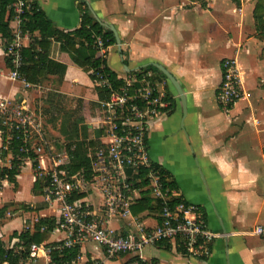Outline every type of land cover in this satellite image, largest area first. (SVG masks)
<instances>
[{
  "label": "crops",
  "instance_id": "crops-1",
  "mask_svg": "<svg viewBox=\"0 0 264 264\" xmlns=\"http://www.w3.org/2000/svg\"><path fill=\"white\" fill-rule=\"evenodd\" d=\"M80 1L116 30L120 42L109 45L105 64L117 76L154 62L181 84L185 112L170 82L161 81L174 105L151 120L148 153L154 164L167 171L184 199L202 209L208 229L216 236L204 260L188 258L172 242L106 258L99 245L87 241L73 264L90 259L128 264L134 258L155 264H264V241L249 232L255 224L264 223V36H256L253 26L255 0H38V5L54 27L67 31L79 25ZM36 36L37 31L27 34L23 47ZM48 50L50 58L65 64L64 74L59 78L50 73L24 86L10 78L0 38V97L25 105L40 122L41 135L34 134L31 141L41 148L34 151L37 166L65 171L67 142H83L90 159L94 149L105 144V127L101 99L89 71L74 64L58 41L52 39ZM225 57L236 59L243 88L227 113L215 99ZM59 102L68 103L65 109L86 126L84 132L67 136L61 132L60 113L52 108ZM48 107L52 109L46 111ZM3 146L0 135V167L9 166L12 158L9 150L2 154ZM23 160L15 184L1 180L0 207L5 210L0 240L6 247L16 245L18 234L27 231L35 243L57 242L64 236L57 226V204L45 197L41 178L40 186L33 187L36 175L31 159ZM22 169L28 173L24 182ZM77 194L90 212L102 216V195L89 177ZM142 194L136 192L137 198ZM157 221L156 212L143 209L104 222L115 233L124 234L139 225L153 227ZM49 262L50 255L39 251L21 264Z\"/></svg>",
  "mask_w": 264,
  "mask_h": 264
},
{
  "label": "built area",
  "instance_id": "built-area-1",
  "mask_svg": "<svg viewBox=\"0 0 264 264\" xmlns=\"http://www.w3.org/2000/svg\"><path fill=\"white\" fill-rule=\"evenodd\" d=\"M34 2L38 3V0H11L6 6L7 10L11 9V36L3 47V54L10 63V78L21 81L24 86L31 83L19 72L23 65V38L29 34L22 28V23L26 12L30 13L35 7ZM94 39L95 54L104 65L109 45L104 44L99 35ZM220 72L215 99L227 113L243 94L242 72L233 57L221 60ZM116 79L120 80L119 85H116ZM93 80L96 87L105 89V97L100 100V105L106 141L90 155L89 169V178L102 195V216L93 214L81 199L74 198L81 189L86 169L68 174L63 169L37 166L35 175L43 180L45 197L50 203L57 204V226L64 236L50 245L33 241L25 245L18 239L16 245H8L7 248L19 252L26 247L28 255L34 257L39 251L50 254L52 249L81 246L91 241L103 249L106 258H112L122 253H136L145 246L166 241L174 243L188 258L206 259L211 253V243L216 233L208 229L198 205L184 199L176 186L164 182L168 176L152 164L148 153L146 136L150 122L170 104L161 82L155 80L153 72L145 67L126 71L123 77L116 76L113 82L106 74L96 72ZM0 122L6 128L0 129V134L5 133V149L14 132L18 133L16 137L22 142L21 149L25 150L29 145L35 152L40 151V146H32L31 141L34 134L41 135V125L28 107L0 97ZM141 169L145 170L142 178L147 183L136 186L135 183L140 180L137 174ZM146 190L158 203L155 226L139 225L119 234L105 225L104 221L114 216H131V204L138 197L136 192ZM174 198H177L175 202ZM249 232L264 241V223L255 224ZM81 264L102 262L90 259ZM128 264H136V261Z\"/></svg>",
  "mask_w": 264,
  "mask_h": 264
},
{
  "label": "trees",
  "instance_id": "trees-1",
  "mask_svg": "<svg viewBox=\"0 0 264 264\" xmlns=\"http://www.w3.org/2000/svg\"><path fill=\"white\" fill-rule=\"evenodd\" d=\"M11 0H0V38L3 40V47L5 43L10 39L11 36V9L7 10V4ZM79 25L72 30H61L53 26L50 19L47 17L43 9H41L38 3L34 2L33 10L28 13L26 12L22 28L29 33L35 31L38 32V36L33 37L30 43L22 47L21 53L23 56V65L20 67L19 72L21 76L30 83H37L41 78L45 77L47 74H56L59 78L62 77L65 71V64L53 60L49 57V44L52 39L59 42V47L61 50L68 53L71 61L77 66L83 68L86 71H89V75L93 80L95 78V73L100 72L106 74L107 77L113 82L116 78V73L111 71L103 61L96 56L95 49V36L99 35L104 44L110 45L114 44L115 35L110 27L98 19L96 14L92 9L85 4V2H79ZM254 25L256 29V34L259 36H264V0H255V5L253 9ZM6 64L10 66L9 60L6 58ZM146 69H150L153 72V78L159 82L165 80L164 75L157 70V68L149 63L145 65ZM90 70H93L90 72ZM131 71V70H130ZM116 85H119L121 82L119 79H116ZM98 96L100 99L105 97V89L98 88ZM168 101L170 102L168 106V111L173 108L174 99L170 95L168 89H166ZM17 102V101H16ZM55 108V113H60V128H62V133L67 136L69 134L78 133L79 130L82 132L85 131L86 126L79 125L76 117L73 115L70 110H66L64 105L61 102L59 104H53ZM51 107L46 108V111H50ZM0 129H6L4 125L0 122ZM2 143L4 145L5 133H1ZM18 133L12 134L10 144L8 148H2V154L6 151H10L12 154L11 162L9 166L0 167V187L1 180L5 179L10 183L15 184V177L19 172L20 167L23 165L24 157L28 156L31 159V164L36 171L37 162L35 161V152L33 147L27 146L25 150L21 149V140L16 137ZM85 147L83 142L79 140H74L67 142V152L69 155V161L65 165V171L70 174L81 169H86L85 177L90 176V159L86 156ZM152 164H154L152 162ZM158 167L164 174L168 176L165 183L169 186H175L173 179L169 177L167 171L162 167L154 164ZM145 170L141 169L138 171L137 176L140 177V180L135 183L136 186H144L147 183V180L143 177ZM42 183L41 179L37 178L34 181L33 187L40 186ZM177 187V186H176ZM81 194H75L74 198L80 197ZM177 198L173 199L175 202ZM149 210L156 212L158 210V203L154 201L149 195L148 191H144L142 196L137 198L131 204V210L135 212L140 210ZM5 208L4 206L0 207V218L3 216ZM40 221H42L40 219ZM1 222V220H0ZM13 234H16L14 232ZM19 238L27 245V242L34 240V236H30L27 231H21L18 234ZM166 241H160L158 243H163ZM55 243V242H53ZM50 243V244H53ZM47 244V245H50ZM79 245L72 247H65L61 250L52 249L50 251V263L49 264H73V260H76V256L79 254ZM28 256V251L26 247L19 252H13L11 249L6 247V244L0 240V262L6 261L8 264H21V261ZM136 264H155V261L146 262L140 258H134Z\"/></svg>",
  "mask_w": 264,
  "mask_h": 264
},
{
  "label": "water",
  "instance_id": "water-1",
  "mask_svg": "<svg viewBox=\"0 0 264 264\" xmlns=\"http://www.w3.org/2000/svg\"><path fill=\"white\" fill-rule=\"evenodd\" d=\"M98 19L101 20L102 22H104L101 18L98 17ZM104 23L107 24L110 27V29L114 32L115 41L117 44H119V42H120L119 37L116 33L114 26L112 24H108L106 22H104ZM152 64L157 68V70H159L164 75V77L173 86V88L175 89V91L177 93V96L179 97V99L181 101V104L183 107V112H185L186 101H185V94H184V91H183L181 84L178 82V80L175 78V76L169 70H167L163 65H161L160 63H154V62Z\"/></svg>",
  "mask_w": 264,
  "mask_h": 264
},
{
  "label": "rangeland",
  "instance_id": "rangeland-1",
  "mask_svg": "<svg viewBox=\"0 0 264 264\" xmlns=\"http://www.w3.org/2000/svg\"><path fill=\"white\" fill-rule=\"evenodd\" d=\"M253 26L255 27L256 25H254L253 24ZM256 36H258L259 38H262V36H259L258 34H256ZM1 58V57H0ZM0 64H2V60H0ZM63 104L65 105V106H68V103L67 102H63ZM47 136V135H46ZM47 138H48V136H47ZM22 176H21V178H20V180L22 181V182H24L25 180H26V176H27V172H26V170L25 169H22Z\"/></svg>",
  "mask_w": 264,
  "mask_h": 264
}]
</instances>
